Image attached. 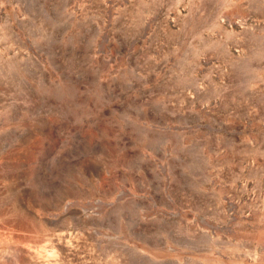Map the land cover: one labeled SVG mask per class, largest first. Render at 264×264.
<instances>
[{
    "label": "rangeland",
    "instance_id": "rangeland-1",
    "mask_svg": "<svg viewBox=\"0 0 264 264\" xmlns=\"http://www.w3.org/2000/svg\"><path fill=\"white\" fill-rule=\"evenodd\" d=\"M0 264H264V0H0Z\"/></svg>",
    "mask_w": 264,
    "mask_h": 264
}]
</instances>
